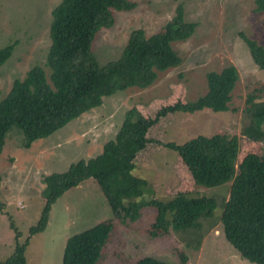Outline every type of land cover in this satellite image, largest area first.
Here are the masks:
<instances>
[{"label": "rangeland", "instance_id": "374dc122", "mask_svg": "<svg viewBox=\"0 0 264 264\" xmlns=\"http://www.w3.org/2000/svg\"><path fill=\"white\" fill-rule=\"evenodd\" d=\"M133 1L134 9L115 11L114 24L98 31L93 51L99 63L119 56L131 30L141 28L149 36L162 28L178 3L183 4L185 19L196 23L187 39L172 43L181 62L158 72L150 86L129 87L105 96L99 106L49 136L34 140L27 148L28 138L19 126L9 128L0 153V261L11 254L19 232V241L28 237L25 264H61L68 237L114 219L116 226L98 264H132L144 256L174 263L178 261V251L187 255V264H255L242 258L224 238L219 222L207 231L204 221L205 234L197 250L187 245L184 235L174 231L150 237L154 208L145 207L133 224H121L93 178L65 191L51 205L43 231L29 234L43 207L44 175L63 171L71 162L100 153L103 143L114 137L126 110L134 108L142 116H153L163 105L204 94L206 73L219 71L227 64H233L238 71L227 110L169 113L148 129L147 136L158 142L182 143L196 134L221 132L239 138L236 165L247 153L264 154V137L252 142L240 132L247 95H255L256 101L264 100V70L253 62L240 33L264 47V11L254 10V0ZM58 2L0 0V47L14 43L11 56L0 66V99L12 81L22 78L29 67L44 66L50 45L51 10ZM135 157L134 173L145 179L151 188L150 196L163 200L179 194L214 196L217 203L213 212L220 215L218 201L228 197L230 182L212 187L197 185L178 154L154 141Z\"/></svg>", "mask_w": 264, "mask_h": 264}, {"label": "trees", "instance_id": "16d2710c", "mask_svg": "<svg viewBox=\"0 0 264 264\" xmlns=\"http://www.w3.org/2000/svg\"><path fill=\"white\" fill-rule=\"evenodd\" d=\"M254 3L255 11H264V0ZM135 7L133 0H59L51 10L50 45L44 66L29 67L22 78L12 81L0 99V153L5 134L13 125L26 134L27 148L34 140L49 136L99 106L105 96L129 87L150 86L158 72L179 65L181 59L172 43L187 39L196 27L195 22L185 19L182 3L176 5L173 16L162 28L149 36L141 28L131 30L119 56L99 63L93 51L98 31L114 24L115 11ZM240 36L253 62L264 70V47L243 33ZM13 48L12 42L0 47V66ZM237 79L236 67L227 64L219 71L206 73L207 91L195 99L163 105L148 117L134 108L126 110L114 137L103 143L100 153L42 177L44 203L29 234L43 231L57 198L93 178L121 224H133L145 207L154 208L150 237L174 231L184 235L187 245L197 250L205 234L204 221L207 231L219 222L224 238L242 258L264 264V154L247 153L236 165L239 138L221 132L196 134L182 143L158 142L147 136L148 129L169 113L192 114L205 108L214 112L227 110ZM245 102L240 132L252 142L259 141L264 137V100L256 101L255 95L248 94ZM152 141L174 150L197 185L212 187L230 182L228 197L218 201L220 215L213 212L217 203L214 196L179 194L166 200L150 196L151 188L134 169L136 154ZM195 207L201 208L193 211ZM115 226V220L110 219L68 237L61 264H98ZM18 233L12 253L0 264H25L28 237L21 242ZM177 255L174 263L144 256L132 264H187L183 251Z\"/></svg>", "mask_w": 264, "mask_h": 264}, {"label": "crops", "instance_id": "0c3cea01", "mask_svg": "<svg viewBox=\"0 0 264 264\" xmlns=\"http://www.w3.org/2000/svg\"><path fill=\"white\" fill-rule=\"evenodd\" d=\"M32 143H33V142H32ZM32 143H31V144H32ZM13 239H14V238H13ZM14 240H15V239H14ZM14 242H15V241H14ZM14 244H15V243H14ZM14 244H13V248H14ZM13 248H12V251H13ZM12 251H11V253H12ZM7 254H8V253H7ZM4 259H5V258H4ZM4 259H3V260H4Z\"/></svg>", "mask_w": 264, "mask_h": 264}]
</instances>
